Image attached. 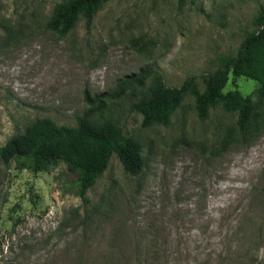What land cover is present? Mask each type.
I'll return each mask as SVG.
<instances>
[{"label":"rangeland","instance_id":"1","mask_svg":"<svg viewBox=\"0 0 264 264\" xmlns=\"http://www.w3.org/2000/svg\"><path fill=\"white\" fill-rule=\"evenodd\" d=\"M65 0H0V147L36 118L74 125L92 97L140 70L167 86L234 54L264 0H105L58 35ZM258 104L257 82L229 76ZM135 91L89 117L114 119L141 147L139 175L115 155L84 198L60 161L34 172L0 157V264H264V127L247 142L220 104L199 118L185 95L167 124H141Z\"/></svg>","mask_w":264,"mask_h":264},{"label":"trees","instance_id":"2","mask_svg":"<svg viewBox=\"0 0 264 264\" xmlns=\"http://www.w3.org/2000/svg\"><path fill=\"white\" fill-rule=\"evenodd\" d=\"M105 0H65L55 5L46 22V28L58 35L71 31L79 17L87 25L93 14ZM256 30L246 35L234 54L218 58L214 71L197 77L190 76L177 86H167L161 74L147 68L121 79L112 92L83 98L89 108L77 118L74 125H58L46 117L36 118L23 132L11 136L0 147V157L5 161L25 158L29 168L42 170L48 163L60 161L74 175L78 195L84 198L108 167L115 155L125 173L136 176L144 167L140 143L124 134L123 128L114 119L93 123L89 117L104 104L105 98H119L126 91H135L136 99L130 109L141 114V124H167L171 114L180 106L185 95L194 99L199 118L208 116L209 110L220 104L226 112L237 115V130L247 142L264 127V115L251 97L237 89L224 91L232 77H244L257 82L258 95L264 106V8L253 18Z\"/></svg>","mask_w":264,"mask_h":264}]
</instances>
